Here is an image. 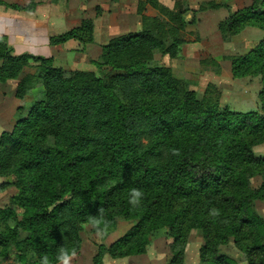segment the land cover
I'll return each mask as SVG.
<instances>
[{
  "label": "trees",
  "instance_id": "1",
  "mask_svg": "<svg viewBox=\"0 0 264 264\" xmlns=\"http://www.w3.org/2000/svg\"><path fill=\"white\" fill-rule=\"evenodd\" d=\"M229 1H202L193 9L182 0L171 8L139 1L141 29L102 44L96 72L66 71L52 57L14 54L0 36V82L17 80L19 99L42 86L26 115L0 134V176L12 177L0 189L17 190L0 208V259L13 254L9 264H40L46 255L58 264L63 247L75 250V264L83 226L102 209L108 231L117 217L135 223L110 246L99 244L91 264H104L106 253H141L149 235L162 228L172 237L166 264H183L192 229L203 239L198 264H236L219 249L230 242L248 264H264V217L254 210V202L264 200V156L252 152L264 142V37L244 54L223 56L232 78L259 77V107L247 112L221 107L213 84L198 98L154 59L156 53L179 57L186 27L196 23L195 16L184 20L186 12L228 9ZM147 4L158 15H144ZM0 6L34 8L2 0ZM246 27L264 32V0L228 11L217 31L228 42ZM93 33L94 21L86 18L49 36L48 44L72 39L85 45ZM26 67L34 70L21 76ZM254 178L261 180L257 187ZM132 189L144 193L139 207L128 203ZM212 209L220 215L211 216Z\"/></svg>",
  "mask_w": 264,
  "mask_h": 264
},
{
  "label": "rangeland",
  "instance_id": "2",
  "mask_svg": "<svg viewBox=\"0 0 264 264\" xmlns=\"http://www.w3.org/2000/svg\"><path fill=\"white\" fill-rule=\"evenodd\" d=\"M250 1L251 0H230L228 9H226L227 13H224L225 16L220 12H212L209 15H202V19L199 21V23L197 20L201 13L193 15L191 11L186 12L183 16L184 20L188 23L195 16L196 23L194 25H187L186 31L188 34L185 36L186 43L182 45L179 57L170 59L168 55L156 53L154 59L160 64L170 67L171 72L175 77L185 80L188 84V87L195 92L198 98H202L204 96V92L208 84H213L220 92L219 104L221 107L225 106L231 110L240 112H247L257 109L259 107V77L246 76L243 78H232L229 72V61L224 60L223 56H226L225 54L228 53L233 55L244 54L250 45L264 37V32L254 29L253 27H246V32H244L242 36L240 35L234 38L232 43H230L231 40L225 42L230 44L226 45L225 48L223 46V49L220 50L218 49V41L221 39V37L218 36V38L214 36V33H216L215 24L218 20L226 17L228 11H234L242 6L248 5ZM49 6L50 5L45 4L39 5V15L48 11ZM59 6L62 8L69 7L68 5H56L55 7L60 9ZM197 6L189 7L193 9ZM58 8L57 12L63 11L59 10ZM150 8L154 14L149 16L158 15V11L156 9H154L152 6H150ZM124 10L129 11L128 4L124 5ZM92 12L94 13V11H91V13ZM144 12L145 7L143 8V14L146 15ZM77 21L78 18L76 16L75 21L71 22L74 23ZM71 22H66L64 25H61V27H57V31H55V33H60L66 28L72 26ZM118 22H125L127 24L126 20H112L109 24L116 27L119 24ZM197 24L199 25L197 26ZM132 29L133 28L129 26H120L118 29H114V35H111L110 37L98 36L97 41L105 42L108 38L110 39L114 36L128 33ZM201 34L208 36L206 37V40H204V42H208V46H205L204 42L201 45L199 44ZM44 38L45 35H39L36 44L38 48H45L46 43H44ZM78 44H64L49 49L46 48L48 49L46 53H44L45 51H39V53L44 54L40 56L52 57L54 65L61 67L63 70H87L96 72L97 68L95 66V61L98 59L100 54V52L97 54V43H95V51L91 49L87 50V47H85L86 44ZM25 46H27V44H25ZM25 46L20 42L19 47L13 48V53H30L38 55L35 53L37 51H26ZM45 54H51V56H46ZM33 70V68L31 70L29 67H26L21 76L25 73L32 72ZM16 83L17 80L14 79L0 82V134L4 131H10L16 121L26 115L29 107L42 91V86L37 85L31 90L29 94L24 96L22 99H19L15 96ZM252 152L257 156H264V142L253 146ZM11 179V176H0V184L6 181L9 182ZM260 183L261 180L259 178L252 179L253 187L259 186ZM16 192L17 190L12 185L4 187V189H0V208L7 207L9 204V198L15 195ZM254 210L264 217V200L255 201ZM134 223L135 221L132 219L117 217L115 227L108 231L107 235H105L103 239L97 237L96 232L92 230L91 225L85 224L81 232L82 241L80 254L75 264H91L92 257L94 256L99 244H104L106 247L110 246L114 241L123 237V235L129 231L130 227ZM188 237V242L184 248L183 264H198V251L203 243L201 233L199 230L192 229L190 230ZM171 241L172 237L169 235L168 228L155 230L149 235L148 242L145 244L141 253H126L122 256H113L109 253H106L104 256V264H166L172 257V252L170 249ZM219 249L220 252L232 258L236 264H248L243 258L242 254L237 251L231 242L227 245L220 246ZM12 262L13 254H10L7 258L0 259V264H9Z\"/></svg>",
  "mask_w": 264,
  "mask_h": 264
},
{
  "label": "crops",
  "instance_id": "3",
  "mask_svg": "<svg viewBox=\"0 0 264 264\" xmlns=\"http://www.w3.org/2000/svg\"><path fill=\"white\" fill-rule=\"evenodd\" d=\"M5 3H13L20 6H25L30 3L34 4V8L31 11H25V10H15L12 8H7L5 6L0 7V36H6L8 43L12 46V48L19 47L20 42L27 44L26 51L28 52H34L38 55H44L42 53H39V51H48L49 48H53L55 46H51L48 44V38L51 35L59 34L55 33L57 31V27H61V25H64L66 22L75 21V17L77 16L78 21L72 23V26L69 28H66L64 31L75 27L79 25L80 21L82 19L91 18L94 21V39L92 43L86 44L85 47H87V50H96L95 43L98 45L97 54H99L101 45L105 44L107 42V39L105 42H99L97 41V37L99 36H107L110 37L111 35H114V29H118L120 26H129L133 28L130 32H137L141 29V15L137 13V6L139 1L143 0H2ZM175 0H158L159 3L162 5L171 8L173 6ZM184 1L188 6L195 7L202 1H208V0H182ZM50 5L48 7V11L42 13L39 15L38 7L39 5ZM129 5V11L124 10V5ZM56 5H68L69 7H55ZM59 10L63 11H58ZM98 8V10H96ZM91 11H94V13ZM227 10L217 9V10H209L201 13L198 16V23L202 19V15H209L212 12H220L224 15V13ZM97 12V13H96ZM146 15H152L154 14L152 9L149 5L145 6V12ZM198 13V14H199ZM225 16V15H224ZM223 16V17H224ZM205 18V17H203ZM223 19V18H222ZM222 19L218 20L215 24L216 33H214L215 37L220 36L217 31V25L218 22ZM112 20H126L127 24L125 22H121L118 24V26H111L110 21ZM99 25V26H98ZM199 24H197L198 26ZM249 28V27H247ZM256 29V28H254ZM62 31V32H64ZM99 31V32H98ZM60 32V33H62ZM246 32V28L242 30L239 35H236L231 38L232 43L234 41V38L238 36H242ZM250 32V31H249ZM39 35L44 36L45 35V41L46 43L45 48L42 47L38 48L36 46L37 40L39 38ZM200 41L199 44L201 45L204 40H206L207 35H200ZM203 37V38H202ZM219 38V37H218ZM23 39V40H22ZM202 39V40H201ZM202 41V42H201ZM78 44L74 40H68L63 44L56 45L61 46L64 44ZM230 43L222 42L220 39L218 41V49H223L222 47ZM198 44V43H197ZM205 46H208V42H204ZM223 44V45H222ZM79 45V44H78ZM49 46V47H48ZM229 47V46H228ZM48 48V49H46ZM94 48V49H93ZM224 51V50H223ZM46 56H51V54H45ZM225 55H233V54H225Z\"/></svg>",
  "mask_w": 264,
  "mask_h": 264
},
{
  "label": "clouds",
  "instance_id": "4",
  "mask_svg": "<svg viewBox=\"0 0 264 264\" xmlns=\"http://www.w3.org/2000/svg\"><path fill=\"white\" fill-rule=\"evenodd\" d=\"M172 154L179 155V151L173 149ZM143 195L144 193L141 190L132 189L128 203L134 208L139 207ZM99 214L100 215L98 217L91 218V227L95 230L97 237L103 239L104 236L108 233L109 224L103 219L102 209H99ZM210 215L213 217L219 216V210L212 209ZM75 255L76 252L74 249L69 251L66 248L61 247L59 254L56 257V260L58 261V264H71V260L75 257ZM40 264H50L49 258L46 255L41 257Z\"/></svg>",
  "mask_w": 264,
  "mask_h": 264
}]
</instances>
